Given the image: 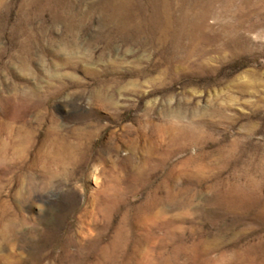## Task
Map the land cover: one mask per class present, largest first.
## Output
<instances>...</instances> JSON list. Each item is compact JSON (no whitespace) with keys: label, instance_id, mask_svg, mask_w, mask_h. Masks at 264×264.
Segmentation results:
<instances>
[{"label":"rangeland","instance_id":"1","mask_svg":"<svg viewBox=\"0 0 264 264\" xmlns=\"http://www.w3.org/2000/svg\"><path fill=\"white\" fill-rule=\"evenodd\" d=\"M0 264H264V0H0Z\"/></svg>","mask_w":264,"mask_h":264},{"label":"bare ground","instance_id":"2","mask_svg":"<svg viewBox=\"0 0 264 264\" xmlns=\"http://www.w3.org/2000/svg\"><path fill=\"white\" fill-rule=\"evenodd\" d=\"M105 100L106 101L99 100L103 106L111 107V105L117 104L114 100L110 98H106ZM166 135L174 136V140H176L179 144L180 142L196 141L199 136L198 134H195L194 131L192 133L189 129L181 128L180 126H176L174 124H168L167 126H157L156 137L159 140H163L166 137ZM153 151H154V144L151 141L145 153L151 156L150 153H153ZM164 188L166 190L170 189L168 186L167 187L164 186Z\"/></svg>","mask_w":264,"mask_h":264}]
</instances>
